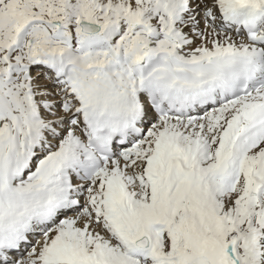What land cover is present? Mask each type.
<instances>
[{"label":"snow or ice","instance_id":"obj_1","mask_svg":"<svg viewBox=\"0 0 264 264\" xmlns=\"http://www.w3.org/2000/svg\"><path fill=\"white\" fill-rule=\"evenodd\" d=\"M0 264H264V0H0Z\"/></svg>","mask_w":264,"mask_h":264}]
</instances>
